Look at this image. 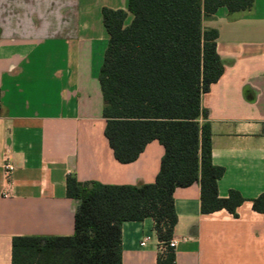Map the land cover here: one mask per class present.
I'll use <instances>...</instances> for the list:
<instances>
[{"label": "crops", "instance_id": "1", "mask_svg": "<svg viewBox=\"0 0 264 264\" xmlns=\"http://www.w3.org/2000/svg\"><path fill=\"white\" fill-rule=\"evenodd\" d=\"M128 0H0V264H12L14 237H70L81 183L153 184L165 154L150 142L138 159L120 163L105 136L99 75L109 36L102 10ZM219 33L224 73L202 95L212 131L213 161L225 168L219 196L236 190L237 217L201 211L199 182L174 192L176 264H264V0L250 10L226 7L204 16ZM14 170L9 180L5 164ZM123 264H157L154 221L122 225Z\"/></svg>", "mask_w": 264, "mask_h": 264}, {"label": "trees", "instance_id": "2", "mask_svg": "<svg viewBox=\"0 0 264 264\" xmlns=\"http://www.w3.org/2000/svg\"><path fill=\"white\" fill-rule=\"evenodd\" d=\"M255 0H128L127 10L104 8L108 47L99 81L105 136L116 159L129 164L157 140L165 154L155 183L142 186L81 183L68 176L67 196L79 201L70 237H14L12 264H123L122 225L154 221L161 246L157 264H176L168 246L178 222L174 192L196 182L201 211L237 217L239 191L219 196L225 168L213 161L212 131L202 95L224 73L219 33L204 16L226 7L237 13ZM132 16L131 22L127 19ZM253 209L264 215V192Z\"/></svg>", "mask_w": 264, "mask_h": 264}, {"label": "built area", "instance_id": "3", "mask_svg": "<svg viewBox=\"0 0 264 264\" xmlns=\"http://www.w3.org/2000/svg\"><path fill=\"white\" fill-rule=\"evenodd\" d=\"M14 170V166L13 164L11 163V159L10 157L8 156L7 159H6V164H5V177H6V180L8 181L10 176H11V173L12 171ZM177 244H178V241L176 239H172L169 243H168V246L170 248H172L174 251L175 249L177 248ZM166 249V247L164 246H161V252H164Z\"/></svg>", "mask_w": 264, "mask_h": 264}, {"label": "rangeland", "instance_id": "4", "mask_svg": "<svg viewBox=\"0 0 264 264\" xmlns=\"http://www.w3.org/2000/svg\"><path fill=\"white\" fill-rule=\"evenodd\" d=\"M132 16H129V18L127 19V24H129L131 22Z\"/></svg>", "mask_w": 264, "mask_h": 264}]
</instances>
